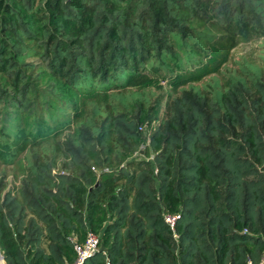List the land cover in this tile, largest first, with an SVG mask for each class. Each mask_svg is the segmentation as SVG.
Returning a JSON list of instances; mask_svg holds the SVG:
<instances>
[{
    "label": "trees",
    "instance_id": "1",
    "mask_svg": "<svg viewBox=\"0 0 264 264\" xmlns=\"http://www.w3.org/2000/svg\"><path fill=\"white\" fill-rule=\"evenodd\" d=\"M262 37L264 0H0L5 263L75 264L93 234L85 264H261L264 80L191 86ZM164 82L148 136L162 101L129 93Z\"/></svg>",
    "mask_w": 264,
    "mask_h": 264
},
{
    "label": "rangeland",
    "instance_id": "2",
    "mask_svg": "<svg viewBox=\"0 0 264 264\" xmlns=\"http://www.w3.org/2000/svg\"><path fill=\"white\" fill-rule=\"evenodd\" d=\"M204 47L205 49H208V43H204ZM194 58L197 61L196 63L193 61L186 63V58L182 57L184 60L183 62L186 64V68L194 69L198 66L200 61H205L202 55H196ZM29 60L39 63L37 59L30 58ZM150 68L151 67L148 66L147 69V73L149 75L152 73ZM257 78L264 80V37L258 39H240L237 46L230 52L227 63L224 64L218 74L207 77L199 83H194L191 87L202 91H205V89L223 90L235 80H242L251 84L253 80H256ZM163 86L164 87L161 90L152 89L146 93L130 90L131 93H129L130 97L133 98L131 100L139 99L147 102L148 104H153L158 98L162 101L159 120L154 124L153 130L145 132L148 136L160 125L161 121L165 119L166 103L169 101L170 96L172 95L173 97H176L179 95V92L171 90L166 85V82L163 83ZM189 88V86H186L183 89L187 90ZM55 107L62 114H68V111L61 110L59 106L55 105ZM136 158H138V155ZM24 161L25 162L23 164H27L26 160ZM5 176H7V188L3 192V195L9 191L16 192L21 187V183L24 180L25 175L21 172L20 163L17 162L16 164L8 167L4 166V164H0V180ZM0 264H6L3 261L1 254Z\"/></svg>",
    "mask_w": 264,
    "mask_h": 264
},
{
    "label": "built area",
    "instance_id": "3",
    "mask_svg": "<svg viewBox=\"0 0 264 264\" xmlns=\"http://www.w3.org/2000/svg\"><path fill=\"white\" fill-rule=\"evenodd\" d=\"M179 219H180L179 215L165 216V222L171 228L173 232V236L176 240H178L179 238L178 234L176 233V225ZM99 249H100V239L97 236L90 234L84 245L82 246L76 245L78 259L75 264H85L88 259H90L99 251Z\"/></svg>",
    "mask_w": 264,
    "mask_h": 264
},
{
    "label": "water",
    "instance_id": "4",
    "mask_svg": "<svg viewBox=\"0 0 264 264\" xmlns=\"http://www.w3.org/2000/svg\"><path fill=\"white\" fill-rule=\"evenodd\" d=\"M102 251H103V249L101 248L100 252H102ZM0 254H1V257H2L3 261L5 262V259H4L3 255H2L1 251H0ZM261 264H264V261Z\"/></svg>",
    "mask_w": 264,
    "mask_h": 264
}]
</instances>
